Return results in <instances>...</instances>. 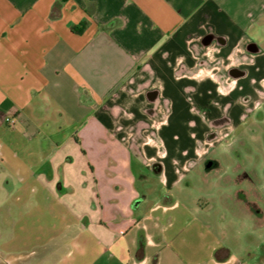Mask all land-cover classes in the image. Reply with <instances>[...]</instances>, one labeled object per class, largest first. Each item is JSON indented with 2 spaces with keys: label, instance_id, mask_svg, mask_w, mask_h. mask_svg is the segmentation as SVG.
Segmentation results:
<instances>
[{
  "label": "crops",
  "instance_id": "crops-1",
  "mask_svg": "<svg viewBox=\"0 0 264 264\" xmlns=\"http://www.w3.org/2000/svg\"><path fill=\"white\" fill-rule=\"evenodd\" d=\"M242 44L263 66L264 0H0V264H264L173 195L163 139L188 69Z\"/></svg>",
  "mask_w": 264,
  "mask_h": 264
},
{
  "label": "rangeland",
  "instance_id": "rangeland-1",
  "mask_svg": "<svg viewBox=\"0 0 264 264\" xmlns=\"http://www.w3.org/2000/svg\"><path fill=\"white\" fill-rule=\"evenodd\" d=\"M245 44L243 54L230 53L238 68L227 69L217 61L188 69L197 76L191 82L180 80L177 103L189 113L172 138H167L169 133L163 139L176 149L178 170L185 178L179 194L173 195L210 214L221 213L224 224L233 222L228 237L236 244L238 239L243 246L251 244L252 252L258 245L259 256H264V62L253 67L255 52H248ZM152 185L158 194L160 187ZM142 187L138 180L137 188Z\"/></svg>",
  "mask_w": 264,
  "mask_h": 264
},
{
  "label": "built area",
  "instance_id": "built-area-1",
  "mask_svg": "<svg viewBox=\"0 0 264 264\" xmlns=\"http://www.w3.org/2000/svg\"><path fill=\"white\" fill-rule=\"evenodd\" d=\"M6 123H7L10 127H13L15 121H14V119H12V118H8V119L6 120Z\"/></svg>",
  "mask_w": 264,
  "mask_h": 264
},
{
  "label": "trees",
  "instance_id": "trees-1",
  "mask_svg": "<svg viewBox=\"0 0 264 264\" xmlns=\"http://www.w3.org/2000/svg\"><path fill=\"white\" fill-rule=\"evenodd\" d=\"M249 210V209H248Z\"/></svg>",
  "mask_w": 264,
  "mask_h": 264
}]
</instances>
